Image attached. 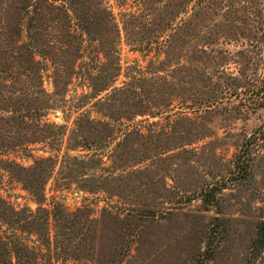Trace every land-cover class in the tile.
<instances>
[{"label": "rangeland", "instance_id": "1", "mask_svg": "<svg viewBox=\"0 0 264 264\" xmlns=\"http://www.w3.org/2000/svg\"><path fill=\"white\" fill-rule=\"evenodd\" d=\"M0 264H264V0H0Z\"/></svg>", "mask_w": 264, "mask_h": 264}]
</instances>
